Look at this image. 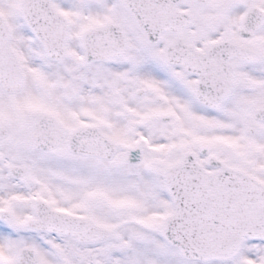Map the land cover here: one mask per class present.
Listing matches in <instances>:
<instances>
[{
	"label": "snow or ice",
	"instance_id": "1",
	"mask_svg": "<svg viewBox=\"0 0 264 264\" xmlns=\"http://www.w3.org/2000/svg\"><path fill=\"white\" fill-rule=\"evenodd\" d=\"M0 264H264V0H0Z\"/></svg>",
	"mask_w": 264,
	"mask_h": 264
}]
</instances>
